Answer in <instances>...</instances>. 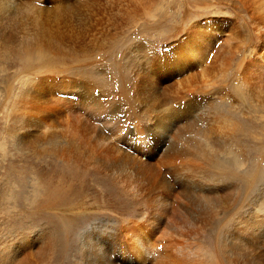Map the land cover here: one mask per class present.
Segmentation results:
<instances>
[{"label": "rangeland", "instance_id": "rangeland-1", "mask_svg": "<svg viewBox=\"0 0 264 264\" xmlns=\"http://www.w3.org/2000/svg\"><path fill=\"white\" fill-rule=\"evenodd\" d=\"M70 1L80 3L77 13H62L60 16L42 14L45 22L50 19L52 22L49 23L57 26L63 39L46 53L47 58L55 62L52 73L44 74V71L37 70L26 74L21 63H17L16 67L0 63V254L25 241V236L32 232L37 234V240L45 242L47 238L48 259L44 264H109L112 260L115 264H153L151 256L139 257L146 248L141 249L132 239L136 231L146 229L150 231L149 238L154 247L161 251L166 246L168 249L165 247L164 254L170 251L179 264H231L222 254L220 246L222 241L230 242L232 238L225 235L224 226L229 225L226 229H233V223L240 219L241 214L246 216L244 219H252L251 216L257 213V188L264 186V43L252 50L258 44L257 35L260 32L251 20V12L237 0H226L228 5L220 4L219 0ZM27 3L30 6L28 9L34 8L32 13L40 7L62 4L61 0H29ZM25 23L26 18L21 15L11 20H0V44L3 39L9 46H21ZM211 23L218 24L210 27ZM50 31L43 37H49L52 34ZM233 34L240 36V43H244L235 51L234 42L227 41ZM207 42L210 43L206 49L207 61L197 64L192 55L193 45ZM243 53H248V56ZM152 55H159L163 61L162 64L159 59L157 64L154 61L157 57L148 60L149 64L157 66L160 82L184 78L188 80L186 82H191L194 79L191 84H184L183 80L181 91L185 95H193L192 99H198L196 108L187 115L189 117H185V124H181L187 129L185 134H172L174 138L168 137V141L180 147L189 142L183 151L186 155L213 149L186 124L202 115L200 120L203 118V129L207 127L208 139L221 136L224 142L221 144L229 149H225L226 155L215 150L218 154L212 156L214 162L206 171L210 177L208 183L215 180L217 184H227L228 189H234L236 198L232 206L240 208L237 213L230 208L215 215L216 218L208 215V219L201 222L190 220L182 229L169 231L171 236L160 233L157 227L153 229L152 214L153 206L162 201L168 188L176 186L179 189L173 174L181 165L180 158L170 154L160 166L156 164L138 173L132 168L119 167L116 159L118 152L111 158L100 155V144L105 136L116 150L124 149L142 160L152 157L161 161V153L166 151L164 146L167 144L158 147L156 137L139 138L134 133L136 128L150 125L148 118L138 115L139 111H129L127 117L123 116L125 113L119 115L123 123L116 126V122H110L107 115L103 119L98 117V112L87 111L74 102H78L77 97H83L79 91L81 86L86 85L84 82L71 86L68 89L71 93L59 95L69 101L73 99L71 104L64 105L56 96V90L66 89L63 84L67 80L81 79L80 75L83 76L85 71L88 77L82 79L86 82L94 80L102 84L105 81L98 78L104 79V75L109 73L129 74L131 78V74L136 72L131 71L133 67L140 64L144 56ZM244 57L245 62L251 60L248 67L260 61V73L252 72L253 68H248L250 74L238 70L236 64ZM166 59L170 62L166 63ZM226 59H230L228 65L222 66ZM10 61L13 62L14 58ZM168 64L170 66H166ZM204 64L216 67L218 80L198 74ZM132 79L130 81L135 82ZM60 85L62 87L57 89ZM95 91L98 95L99 90ZM202 92L209 94V98L205 100L199 94ZM121 95L117 93L113 96L117 100L122 98ZM177 95L178 92L173 94ZM129 96L126 102L130 105L132 100ZM31 117L45 123L44 126ZM52 128L57 131L53 136L50 135ZM48 130L51 131L47 134ZM26 134H35L38 141L28 147L18 145V138ZM118 145L121 148H116ZM145 145L146 148L141 147ZM202 158L198 154L188 163L198 167L203 165V168L206 160ZM230 158L238 161L237 167L231 164L222 171V161L230 162ZM109 160L114 162V166L105 164ZM256 171H263L259 179L256 178ZM178 195L180 197L173 199V205L180 209L184 204V208L190 199L187 201L186 197ZM225 222L228 224L225 225ZM132 226H135V231ZM250 231L248 234L251 235L241 237L242 246L256 254L252 242L254 236ZM122 232L125 239L113 240L120 238ZM88 239V243L97 241L92 250L97 251V255L87 251L92 245H87ZM133 247L136 250H132ZM258 250L263 259L264 248L259 247ZM37 253V249L32 250L30 259L35 264H43L41 259L36 258ZM129 253L133 255L132 259ZM256 260L251 258L248 262L251 264ZM245 264H248L247 261Z\"/></svg>", "mask_w": 264, "mask_h": 264}, {"label": "bare ground", "instance_id": "bare-ground-1", "mask_svg": "<svg viewBox=\"0 0 264 264\" xmlns=\"http://www.w3.org/2000/svg\"><path fill=\"white\" fill-rule=\"evenodd\" d=\"M28 1L29 0H0V20H3V19L11 20L17 15H21L23 18H26V23L23 26V39H22L21 46H19L18 48H15L5 43V40L3 39L1 40L0 50L2 48L3 49L2 51H0V63L1 65H8V67H16L17 63H21L20 66L24 67L23 70L25 71L26 74H30L31 71H37V70L44 71V74L47 72L49 73L51 71L53 72L55 69V64H54L55 62L52 63L51 60L47 58L46 53L51 52L54 45H56V43L60 44V42H63V39L60 37V32L56 28L57 26L54 23H49L50 21L49 18H48L49 21L45 22L44 19L46 20V18H44L42 14L46 13L49 16H60L62 13H65V14H68L71 12L77 13L79 9L81 8L80 3L73 4L70 0H61L62 2L61 5L58 4V6H51L49 8L40 7V9H37L36 12L32 13V9L34 8L31 7V9H28V7H30L27 3ZM237 2L241 3L242 7H244L246 10L251 12V20L253 21L255 28H257L260 32L257 35L258 44L256 45L254 49L252 48V50H256L260 44L264 43V0H237ZM219 3L228 5V3H226V0H219ZM42 16L44 19H42ZM56 19L58 18L56 17ZM55 23L57 24L58 20ZM217 24L218 23H211L210 27H215L217 26ZM49 30H51L50 33L52 34L49 37L44 38L43 36L47 35ZM233 35L234 36H232L231 38H228L227 41L228 42L231 41L232 43L234 42L233 46H234V51H235L237 47L241 46V44H244V43L243 42L240 43V38H239L240 36L238 35L235 36V34ZM129 36L131 37V35ZM198 36H201V35H198ZM129 40H132V38ZM202 40H204V38ZM208 45H210L209 42H207L204 45H202L201 43L197 45L195 44L193 45L194 52L192 53V55L194 56L193 58L194 60H196L197 64H202L204 61H207L206 60V57H207L206 49ZM245 49L247 48L245 47ZM53 52H55V50H53ZM112 52L114 54V51ZM254 53H256V51ZM126 54L128 55V53ZM243 55L245 54L243 53ZM246 55L248 56V53ZM155 57L157 58L154 61L158 64L159 59H160L159 55L144 56L140 64H138V62L135 61L138 65L134 67L132 66L133 70L131 71L132 72L136 71V72L135 73L129 72V73H132L131 78L129 74L126 76L124 73H117V72H116L117 73L116 75H114L113 73L104 75V79L98 78L100 80L101 79L104 80L106 84L105 82H102V84H100L94 80H91V81L89 80V82H86L87 80L82 79L83 77H86V78L88 77V75L86 76L87 71H85L86 73L83 76L80 75L82 77L81 79L78 78L75 81L67 80L65 84H63L66 89H63L61 91L56 90V96L58 97V99H60V101L64 105H69L72 103L73 99H70L72 101H69L66 98H63L62 96H59V95H63L65 93H71V92H68V89H71V86L73 85L79 86L80 82H84L86 83V85L84 87L81 86L82 88L79 91V93H81L83 97H79V98L77 97L76 99H79L78 102L76 101L74 102L77 105L80 104L81 106H84L87 111H93L95 113L98 112L99 113L98 117L100 118L101 117L103 118L105 117V115H107V118L110 119L109 120L110 122L111 121L116 122V124H114L116 126H119L120 124L123 123V120L122 118H120L119 115L125 113L123 116L126 115L127 117V112L129 111H132V112L139 111V113H137L138 115L148 118L147 122L150 121V125L140 126L136 128L134 133L137 134L139 138L150 139L151 136L156 137V140H157L156 145L158 147H160V144L161 146L164 144H167L164 146L166 147V151L165 152L163 151V153H161V156L163 155V157L161 158V161H155L154 159H152V157L142 160L138 156H135L127 152L124 149L116 150L110 145V143H108V139L105 136L103 138L102 143L100 144V155L107 157V158H111L115 152H118L119 155L116 157V159H117L119 167L122 169L132 168L138 173H141L145 169H151L156 164L160 166L162 160L166 159L170 154L178 156L180 158L181 165L173 174L174 180L180 186L179 189H177L176 186H171L170 188L167 189L166 195L163 197L162 201H160L159 203L153 206V214H152L153 221L151 223L153 229H156L157 227L160 233L168 235L169 231L174 232L176 229L178 230L180 228L182 229L183 227H185V225L188 222L189 223L191 222L190 220H193V221L198 220L199 222H201L204 219H208V215L213 216V218H216L215 215H219V213L225 212L226 210L230 208L236 210L235 211L236 213L240 211V208L238 207L235 208L234 206H232V202L236 198L234 189H228L227 184H217L218 181H215V180L208 183V181L210 180V177L207 175L206 171H207V168L214 162V159L212 158V156L220 153L221 151H222L221 152L222 154H225L227 153L225 149H228V148L224 147L225 145L223 146L224 142L221 140L222 139L221 136H217L216 139H211V140L208 139L207 137L208 134L206 133L207 127L205 126V129H203L204 125L201 124V122L203 121V118L200 120L202 115L200 116L198 120L193 119L194 122H191V123L186 122V124H189V126L192 127L191 131L196 132L199 135V137H201L200 140L204 139V142H209L208 147L213 148L214 150L213 149L209 151L202 150L203 152L191 153V154L186 155L183 153V151L185 150V147H187L190 144L189 142L183 143L181 145L182 149L179 150L181 148L180 146L175 145L171 141L170 142L168 141L169 139L168 137L174 138V135L179 136V135L185 134L187 129L183 128V125L181 124L184 123L183 121L185 117L192 110L196 108V103L198 99H192L194 97L193 95H185L181 91V88H182L181 84L184 81H185L184 84H187V83L191 84L194 81V79L189 78L191 79V82H186L188 80H184L185 78L183 79L184 81L180 80V81H161L160 82L157 78L158 76V73L156 72L157 66H155L154 64L148 63V60L153 59ZM249 57L252 60L251 58L252 56H249ZM11 58H14L13 62L10 61ZM134 59L136 58L134 57ZM178 59H180V57ZM228 60L230 59H226L225 61L226 63H224L223 61L222 66L228 65L229 63L227 62ZM251 60H249L248 62H245L246 61L245 57L240 59L238 63L236 64L238 70L242 69L241 71H244L245 74H250L251 70L252 72L257 71L260 73V68H261L260 63H259L260 61L258 63L254 62V65H250L248 67V64L250 63ZM160 61L163 64V61L161 59ZM165 62L169 63L170 59H166ZM262 63H263L262 67H264V58H263ZM166 66H170V65L168 64ZM115 68H117V66H115ZM248 68L250 69L253 68V69L250 70ZM215 71H216V67L204 64L201 68V72H198V74H200L201 76H206V78L211 77L214 80H218L219 75H216ZM262 71H263L262 74H264V70ZM125 72H128V71H125ZM192 77L194 78V76ZM132 78L135 80V82L130 81V79ZM128 84L129 86H127ZM130 84L132 86H130ZM100 86L102 90L100 89ZM61 87L62 85L58 86L57 89H60ZM96 89L99 90L98 95L95 94ZM132 90H134V92H132ZM175 92H178L177 96H173ZM117 93H122L123 96L121 95L122 98H118L117 100H115L116 98L114 99L113 95ZM199 94L203 95L205 100L208 99L210 96L206 92L204 93L202 92ZM127 95L131 96L132 103L130 102V105L126 102V98H128ZM105 100L107 102H105ZM122 104L124 106H122ZM125 106H127V108ZM31 118L34 122H37L35 120V117H31ZM37 123H40L42 127L44 126L43 124H45L42 122H37ZM50 126L52 125H49V127ZM199 126H201V128ZM52 130L53 132L50 135L53 136L54 134L57 133V131H55L53 128ZM49 131L51 130H48L47 134L49 133ZM25 138H26V141H25ZM152 140L153 139H151L150 141ZM37 141H38V136H36L35 134H32L31 136L26 134L25 137H21L20 139L18 138V145L23 146V147H28V146L35 144ZM221 142L223 143L221 144ZM141 147L146 148V145L141 146ZM116 148H121V147L118 145L116 146ZM205 149L207 148L205 147ZM215 150H217L218 153ZM145 151L146 150H144V152ZM209 152H213V154ZM198 154L200 156H203L202 159L206 160L205 166L203 168H202L203 165L198 167V166H193L188 163L189 160L193 159ZM238 154H241V153H238ZM181 158H185V159H181ZM209 160H211V163L209 162ZM105 164L108 166H114V162L112 160L105 161ZM231 164L237 167L238 161H235L231 158H230V162L222 161L221 163L223 167L222 171L224 170L225 167H229ZM261 173L263 174V171L258 172L256 174L257 179H259L262 176ZM178 194H181L182 197H186L187 201L190 199V201L185 204L184 208L182 207L184 204L180 207V209L177 206L173 205L174 203L173 199L176 198L177 196L180 197V195ZM181 198L179 199L181 200ZM255 200H256L255 201V205H256L255 212L257 213L256 215L254 213V215L251 216L253 220L250 219V217L249 218L247 217V219H244L246 216L243 217V214H241L242 212L241 211L240 219L237 222L234 220L235 223H233L232 225L233 229L231 227H230L231 229L229 228L226 229V227L229 225H227L226 227L224 226L223 231H226L225 235L228 234L232 238L230 242H228L227 240H225V242L222 241L220 246H221V249L223 250L222 254L226 256L227 259H229V262L231 264H245L246 261L249 264L248 259H251V258L257 259L254 263L252 262L253 264H264V256L262 255L263 259H261L260 254L258 253L259 247L264 248V186L263 185L257 188ZM200 214H203L204 217H202ZM227 222H225V225L230 223L231 220L230 222L228 223ZM132 229L135 231V226H132ZM250 229L252 230V232L251 231L250 232L254 236L252 239V242L254 243L255 249L257 251L256 253L257 255L251 252L250 250H248L249 248L246 249L242 246L241 237L246 234L251 235V234H248L249 233L248 231ZM149 235H150V231L146 229H141L140 231H136L133 234L132 239L134 240V242L138 244L139 247H142L141 249L146 248V251L144 253L142 251L141 253L143 254H140L139 257H144V256L149 255L151 256L149 257L151 258L150 260L154 262L153 264H179L176 261V256L173 254H171L172 256L170 255L171 253L170 251L168 252L169 254H166V255L164 254V249L166 246H163V249L161 251H158L157 250L158 247L157 249L154 247L155 245L151 242ZM25 237H27L25 241L21 242L20 244L16 245L13 248H8L5 252H2L0 254L1 255L0 264H35L29 257V253L35 249H37L39 252L36 254V258L41 259L43 264L46 262V260L48 259L47 251L49 249V246H47V238L45 242L41 239L37 240V234L32 233V232L28 233L27 236ZM122 239H125L123 232L120 234V238L119 237L113 238V240L115 241L116 240L122 241ZM90 240H92V238H90ZM88 241L89 239L86 240L87 243ZM125 241L126 240H124V242ZM96 242L93 240L91 243L89 242L92 245H90L89 243L87 244V245H90V248H91V249L87 248L88 249L87 251L93 256L98 254L97 251L96 252L92 251L97 245ZM168 242L170 243V241ZM126 245L128 246V244ZM148 249H150V251ZM132 250H136L135 247H133ZM130 252L133 253V251L131 250ZM136 253H138V251H136ZM132 256L133 255L130 254V258ZM130 258H126V259H130ZM182 258H184V256ZM114 262L115 261L112 260L109 264H115ZM84 264L86 263L84 262Z\"/></svg>", "mask_w": 264, "mask_h": 264}]
</instances>
